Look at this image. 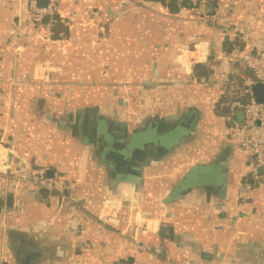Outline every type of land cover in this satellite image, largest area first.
I'll return each mask as SVG.
<instances>
[{"label": "crops", "instance_id": "0c3cea01", "mask_svg": "<svg viewBox=\"0 0 264 264\" xmlns=\"http://www.w3.org/2000/svg\"><path fill=\"white\" fill-rule=\"evenodd\" d=\"M29 1L0 0V264H264V187L239 199L252 163L224 144L227 120L243 116L215 109L235 49L212 53L234 40L263 51L264 0H176V12L159 0H54V26L28 22ZM199 43L206 62L184 61ZM120 122L154 144L134 186H115L99 162L95 127L120 139ZM176 127L169 143L158 137ZM28 168L75 187L76 215L15 187Z\"/></svg>", "mask_w": 264, "mask_h": 264}, {"label": "built area", "instance_id": "2783aa9c", "mask_svg": "<svg viewBox=\"0 0 264 264\" xmlns=\"http://www.w3.org/2000/svg\"><path fill=\"white\" fill-rule=\"evenodd\" d=\"M181 1V0H177ZM28 17L27 21L39 25L46 19L51 20L55 12L54 0H50L46 7H38L34 0L28 3ZM202 43L196 44L192 47L193 50H184V61L189 52L194 53V57L190 59L191 63L196 65L202 61V53L204 47ZM205 51H207V44ZM229 61L232 65H237L250 72V75L242 78L241 90L238 91L237 97L245 96V100L235 99L228 104L231 119L236 113H240L243 119L238 121L234 119L227 120L230 125L226 127V136L231 143L242 153L247 154L251 160V179L253 185L264 187V103H258L253 95L252 87L255 84H264V49L257 53H250L243 49L237 48L228 55ZM230 76L224 78L222 82L227 84L229 78H238V74L229 73ZM233 89V86H230ZM15 187L27 186L34 187L37 190L45 191L48 196L54 199L56 203L61 206L63 203L70 202L68 197H73L76 193V188L72 185H62L54 179H49L43 174L33 171L31 169L21 170L13 177ZM251 185V186H253ZM251 187L246 184L239 192V199L244 200L249 194ZM67 192H70L67 195ZM104 217L101 219L102 225H110L111 217L115 216L113 212L108 210L103 213ZM133 244L138 251H144L143 245L135 238ZM154 255L160 254L159 249L153 251ZM118 264V263H117Z\"/></svg>", "mask_w": 264, "mask_h": 264}, {"label": "water", "instance_id": "95a60500", "mask_svg": "<svg viewBox=\"0 0 264 264\" xmlns=\"http://www.w3.org/2000/svg\"><path fill=\"white\" fill-rule=\"evenodd\" d=\"M36 3L38 7H46L48 0H36ZM209 8H211V5H209ZM252 92L258 103H264V84H255L252 87ZM164 121L168 122L169 118H166ZM194 123L195 119L192 116L189 118L185 127L186 130H188L191 126L193 127ZM117 126L118 130L121 132V137L120 139L115 138L114 140L111 136V126L107 127L105 132L101 130V126L98 125L95 127L94 132L96 138H102L99 142V162L104 164L107 170V175L110 179H112L115 186L121 185V183L134 186V179L140 178L141 169L149 167L151 163L149 158H145V153L146 151H151L154 144L147 143L146 139H144L143 142L138 134H132L130 137L127 136L125 132L126 123L124 122L118 123ZM160 134L164 136V138H166V142L169 143V131L163 130ZM160 134H158V137ZM155 150L154 157L160 156L162 151L165 150V147L158 146ZM218 196L220 198H224L225 187L219 188ZM164 230L168 231L166 228H164Z\"/></svg>", "mask_w": 264, "mask_h": 264}, {"label": "trees", "instance_id": "16d2710c", "mask_svg": "<svg viewBox=\"0 0 264 264\" xmlns=\"http://www.w3.org/2000/svg\"><path fill=\"white\" fill-rule=\"evenodd\" d=\"M159 1H161L162 3H164L165 5H168V6H171V7H173V9H174V11L176 12L177 11V9H178V5H177V1L176 0H159ZM182 1H184V3L185 4H190L192 1H194V0H182ZM58 17H57V15L54 13L53 15H52V17H51V23H52V26H54L55 24H56V22H57V19ZM223 20V19H222ZM53 28V27H52ZM225 40V39H224ZM222 45H223V48L224 49H237V48H240V49H243L242 48V42H240V41H238V40H234V42H230V43H228V42H226V41H222V42H220V44L219 45H216L215 46V49L213 50V55L214 56H216V57H218L219 55H220V52H221V50H222ZM215 58V57H214ZM219 61H220V63H222V64H226L225 63V60L224 59H218ZM231 69H232V72H233V74L235 75V74H238V78L237 79H234L233 81L234 82H232V79L231 78H229V82H227V84H225V92L222 94V96H221V100L220 101H218L217 102V104H216V107H215V109L218 111V113H220V114H223V115H226L227 113H228V104L231 102V101H233V100H235V99H240V100H245V96H241V97H237V93H238V91L239 90H241V81H242V78H239L240 76L241 77H247V76H249L250 75V72L249 71H247V70H245V69H243V68H241V67H239V66H237V65H233L232 67H231ZM204 73V71L202 70V68L200 67L199 68V70H198V74H203ZM201 75H199V76H201ZM203 75H205V74H203ZM202 75V76H203ZM228 86H233V89L231 90ZM230 89V90H229ZM98 110V109H97ZM65 113H63V115H64ZM76 114V113H75ZM75 114H70V115H72L73 117L75 116ZM68 122L70 123V122H72V119H71V117H69L68 118ZM227 124H229L230 125V123H229V121H227L226 122ZM192 132V131H191ZM195 132H192L191 133V135H193ZM138 134H139V132H138ZM140 135V134H139ZM138 135V136H139ZM140 137V136H139ZM224 144L226 145V147L229 149V151L230 152H233V153H241L232 143H231V141L229 140V138L226 136V138L224 139ZM145 158H150L149 157V151H146V153H145ZM142 169H144V168H142ZM141 169V170H142ZM251 169V168H250ZM250 174H251V171L249 172V176L245 179V183H248L249 185L251 184V185H253V181H252V179H251V176H250ZM43 192V191H42ZM44 193V192H43ZM79 199H77V200H74V201H72V202H67L64 206H63V208H62V212H63V210L64 211H67V212H71L72 214H74V215H76V213H77V205H80V203H79ZM60 211V212H61Z\"/></svg>", "mask_w": 264, "mask_h": 264}, {"label": "flooded vegetation", "instance_id": "af4514ba", "mask_svg": "<svg viewBox=\"0 0 264 264\" xmlns=\"http://www.w3.org/2000/svg\"><path fill=\"white\" fill-rule=\"evenodd\" d=\"M179 130H180V128H177V127L175 129H173V130L169 129L170 138H174L175 134H177L179 132ZM159 138L161 139V141H163L165 139L164 136H162L161 134H160ZM157 140H159V139H157ZM165 141H166V139H165Z\"/></svg>", "mask_w": 264, "mask_h": 264}]
</instances>
